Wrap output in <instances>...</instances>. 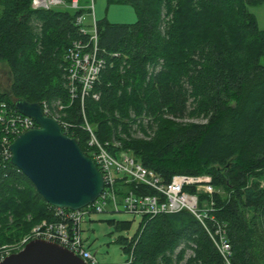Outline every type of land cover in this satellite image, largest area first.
<instances>
[{
    "label": "trees",
    "instance_id": "obj_1",
    "mask_svg": "<svg viewBox=\"0 0 264 264\" xmlns=\"http://www.w3.org/2000/svg\"><path fill=\"white\" fill-rule=\"evenodd\" d=\"M119 1L133 7L136 21H96L105 66L81 102L79 90L70 99L64 56L72 41L91 34L76 24L84 10L0 0V62L9 77L0 103H61L62 119L88 155L85 123L111 152L131 151L166 181L211 177L218 192L205 226L185 209L145 216L130 240L116 237L132 255L126 264H228L211 238L219 224L229 264H264V29L248 9L264 0ZM52 208L0 151V244L50 219ZM107 221L115 232L133 224Z\"/></svg>",
    "mask_w": 264,
    "mask_h": 264
},
{
    "label": "built area",
    "instance_id": "obj_2",
    "mask_svg": "<svg viewBox=\"0 0 264 264\" xmlns=\"http://www.w3.org/2000/svg\"><path fill=\"white\" fill-rule=\"evenodd\" d=\"M30 7L32 9L55 7L81 9L79 0H31ZM83 21V14L76 17V24L81 26L80 31L84 34L91 32V34L86 41H72L64 56V70L70 99L76 98L79 90L81 102L84 96L88 95L101 69L105 66V60L99 55L97 47L96 24L94 23L92 29L87 31ZM93 96L97 97L95 94ZM40 105L45 115L57 121L64 134L74 138L72 126L63 120L59 113V110L64 108L63 104L58 103L57 109L51 108L44 101ZM36 127L38 126L31 117L1 102L0 151L3 158L10 160L9 145L16 136ZM84 128L88 132L86 144L90 155L85 154L91 157L102 174L101 193L92 203L78 209L53 206L50 219L41 220L20 239L0 246V260L19 251L32 239H44L69 249L87 264H115L99 261L96 252L91 250L88 240L87 233L91 230L92 221L96 214L103 212L129 213L133 217H140V222L145 216L173 213L185 209L193 213L205 226L204 221L214 204L212 196L218 192L211 183L209 175L174 174L170 180L166 181L156 170L144 166L131 151L120 150L113 153L108 149L109 142H100L89 124L85 123ZM112 145L118 146L114 143ZM146 189H151L153 192H145ZM200 193L207 195L205 200L199 199ZM213 231L211 238L226 263L229 264L231 246L225 229L219 224ZM131 257L132 255L129 254L128 260L120 264H126Z\"/></svg>",
    "mask_w": 264,
    "mask_h": 264
},
{
    "label": "water",
    "instance_id": "obj_3",
    "mask_svg": "<svg viewBox=\"0 0 264 264\" xmlns=\"http://www.w3.org/2000/svg\"><path fill=\"white\" fill-rule=\"evenodd\" d=\"M14 107L38 127L19 134L10 143L11 164L51 206L78 209L92 203L103 189V178L91 157L74 138L62 132L56 120L44 114L39 103L18 98ZM0 264L87 263L56 242L32 239Z\"/></svg>",
    "mask_w": 264,
    "mask_h": 264
},
{
    "label": "rangeland",
    "instance_id": "obj_4",
    "mask_svg": "<svg viewBox=\"0 0 264 264\" xmlns=\"http://www.w3.org/2000/svg\"><path fill=\"white\" fill-rule=\"evenodd\" d=\"M79 2L81 3V0H79ZM55 8H59V7H55ZM248 9L254 14L258 28L260 30L264 29V2L256 5H249ZM86 13L87 12L82 13L84 16L83 24L85 26H87ZM260 63L264 64V56L260 58ZM8 82H9V77L7 72V66L3 62H0L1 88L7 86ZM185 120L187 121L190 120L194 122L204 121L203 119H185ZM131 135L135 138H143V139L148 138L147 136L143 135L140 132H135V133L132 132ZM112 142L114 144L120 145L117 140H113ZM219 192H222V190L219 189ZM107 220H133V224L129 231L115 232L113 225H111ZM139 220L140 217L138 216L133 217V215L125 212H108V213L103 212L96 214L95 219L94 221H92L91 224V230H88L87 235L89 236L88 240H89L90 248L93 252H96L97 259L104 263L120 264L125 262L128 256L122 250V246L119 245L115 240L118 235L126 236L130 240L137 228ZM22 236L15 238L7 243L14 242L15 240L20 239ZM4 244H0V246ZM181 264L184 263L182 262Z\"/></svg>",
    "mask_w": 264,
    "mask_h": 264
},
{
    "label": "crops",
    "instance_id": "obj_5",
    "mask_svg": "<svg viewBox=\"0 0 264 264\" xmlns=\"http://www.w3.org/2000/svg\"><path fill=\"white\" fill-rule=\"evenodd\" d=\"M81 9L86 13V29L90 31L96 21L105 19L110 23H133L136 14L131 5L119 0H81Z\"/></svg>",
    "mask_w": 264,
    "mask_h": 264
}]
</instances>
